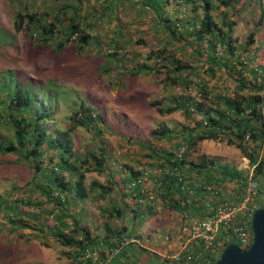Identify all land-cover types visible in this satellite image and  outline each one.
<instances>
[{
  "label": "rangeland",
  "instance_id": "374dc122",
  "mask_svg": "<svg viewBox=\"0 0 264 264\" xmlns=\"http://www.w3.org/2000/svg\"><path fill=\"white\" fill-rule=\"evenodd\" d=\"M137 1L0 0V73L14 72V77L21 83L44 84L57 93L56 115L50 122L52 130H67L70 116L82 105L92 106L103 116L104 125H99L98 129L78 127L73 137L75 149L82 155L101 154V148L107 149L109 163L106 170L101 174L89 173L86 183L90 185L97 181L111 189L104 199L96 200L100 190L95 187L86 201L72 200L69 207L62 208L48 196L43 188L45 181L36 176L27 161L17 154L0 153V196L12 204L17 203L23 222L29 225L24 229L13 227L4 218V212L0 214V264H74L72 252L76 248L63 245L54 236V227H60L61 215H65L63 219L70 224V229L63 228L66 234L70 232L69 236L73 235L71 231L77 224L78 228L90 231L91 238L97 242L92 245V252L109 250L108 241L115 235L123 238V229L127 228V237L121 240L128 242L123 249L125 253L121 251L110 264H119L121 259L128 261L126 264H173L167 259L169 242L166 238L170 232L163 227L171 219L168 208L147 216L144 206H139L138 201L135 205L132 194L127 196L129 203L124 200L125 166L145 171L151 162L147 158L152 152L150 145L154 149L177 153L185 129L196 131L197 123L202 120L201 116L189 117L182 110L162 114L158 107L173 106L175 98L188 93L196 99L202 98L211 107L217 106L211 93H226L240 99L257 95V92L251 86L239 91L237 75L226 68L213 76L209 72L207 41L200 47L203 55L197 54L196 44L190 40L183 43L173 40L163 31L154 12L144 9ZM213 4L218 5V2L214 0ZM232 7L234 9L227 8L228 23L233 26L231 38L237 43V55L242 61L252 56L246 70L240 69L239 63L236 66L249 82H254L252 70L262 73L264 66V0H239ZM223 10L218 9L213 14L218 17L217 14L227 12ZM20 11L40 14L45 24L59 18L58 29L50 44L37 46L33 28L22 31L14 28L15 17ZM199 11L202 13L201 9ZM73 12H77L83 31L92 37L90 44L78 51L76 39H72L64 50L56 52L55 45L65 38L68 18ZM173 12L175 3L167 8V13ZM190 12L189 7L186 15ZM253 33L256 44L246 51L245 43ZM218 51L222 52L223 48L218 47ZM174 56L198 69L190 88L166 84L169 75H176L169 74ZM203 80L212 91L207 100L200 92ZM151 103L159 105L152 107ZM163 127L172 132L170 138L155 139L152 131ZM11 138V130L0 123V139L8 141ZM224 143L228 144L227 140ZM201 146L213 147L214 151L215 142L205 141ZM243 178L247 179V176L244 174ZM145 184L152 188V179L149 177ZM260 184L264 201V176L260 177ZM56 193L53 191L54 195ZM133 239H139L142 244H132ZM141 245L157 248L161 255L145 250V258L129 262L125 255L129 253L127 249L131 246L143 248Z\"/></svg>",
  "mask_w": 264,
  "mask_h": 264
},
{
  "label": "trees",
  "instance_id": "16d2710c",
  "mask_svg": "<svg viewBox=\"0 0 264 264\" xmlns=\"http://www.w3.org/2000/svg\"><path fill=\"white\" fill-rule=\"evenodd\" d=\"M110 1L114 2L115 0H105L107 3ZM213 1L138 0L137 4L148 11H153L163 31L171 35L173 40L178 43L190 40L192 44H196L197 54L203 55L200 47L202 42L207 41L210 52L207 54L210 64L209 72L214 76L221 68H226L230 73L234 72L237 75L235 79L240 83L238 86L239 91H244L248 86H251V89L256 91L257 95L240 99L239 97L232 98L226 93L212 95L208 82L203 80L200 85L202 86L200 92L206 100L211 93V99L215 101L218 108L207 106L202 98L197 100L188 93L186 96L175 98L173 106L168 108L158 107L157 109L160 113L167 115L182 110L189 117L202 116V120L197 123L196 131L194 130L198 133L194 134V131L185 129L186 134L183 135V138L189 141L191 151L197 146L198 142L205 140L224 142L227 140L228 145L236 146L252 163L254 155L260 154L264 145V131L249 127L251 118H259L261 116L264 105V66L261 68L262 73L252 70L254 82H249L243 76L244 72L242 70H246L249 67L248 61L252 59V56H247L242 61V57L240 58L237 55V43L233 42L231 38L233 26L228 23L229 14L227 11V8L234 9L232 4L235 5L239 0H216L218 5L213 4ZM172 3H175V12L169 14L167 13V8ZM189 7L191 12L186 15ZM107 8H109L108 5ZM200 9L202 13H200ZM218 9H224L223 11L227 12L217 14L218 17H216L213 12ZM182 14L183 17L180 16ZM78 18L77 12H73L72 16L68 18L64 33L65 38L55 45L56 52L64 50L72 39H76L78 51L83 50L84 47L90 44L92 37L89 33L83 31ZM42 21L40 14H26L20 11L15 17L14 28L18 31L33 28L35 30L33 33L37 38V46H44L52 42L53 34L58 29L57 22L59 18L55 17L53 21L47 24L42 23ZM254 35L255 33L251 34L248 42L245 43L246 51H249L256 44ZM1 38H4V36ZM218 45L223 48L222 52L218 51ZM174 57L175 59L170 63L169 74L173 73L176 75L172 77L169 75L166 78L168 80L166 84L190 88L193 75L198 69L193 68L189 62L184 64L180 58ZM160 60L163 59L160 57ZM236 63H239L241 71H238ZM57 98V93L45 87L44 84L21 83L19 78L14 77V72L0 73V123L7 125L12 133L11 140L0 139V153L5 155L17 154L21 159L27 161L35 170L36 176L41 177L45 181L44 190L59 207H69L72 200L86 201V199L90 198L95 187L100 190L96 200L104 199L105 196L110 194L111 189L97 181L87 185L86 181L89 173L101 174L106 170L109 163L108 151L105 148H101V154L89 152L82 155L75 149L73 136L78 127L98 129L99 125H104L105 120L92 106L82 105L80 110L70 116V127L67 130H52L50 122L53 121L56 115L55 99ZM222 104L226 106L224 110L219 109ZM158 105V103H151L152 107H157ZM249 111L250 113L248 114ZM171 134L172 132L166 127L155 129L151 133L158 140L168 139ZM248 135L251 138V142L245 143V138ZM149 147L152 152L147 158L151 162L147 164L145 171L137 170L127 164L125 166L128 174L125 183L128 189H131L132 194H135L133 197L135 201L139 200L138 197L140 196L144 197L142 194V190L145 188L142 186L144 174L147 172L153 180V171L157 173L156 170H158L160 172L161 180L158 185L162 192L157 193L156 201L153 203L145 202V204L139 201L140 206H144V214L147 216L153 214L157 202L167 201L174 190L185 195L180 188L181 186L178 185L177 179L169 175L168 172L170 170L178 165L205 170L210 164V162L208 163L205 160L202 162L203 165L189 161L190 152L180 162L172 163L176 157L175 153L160 148L154 149L151 145ZM254 172V179L264 175V156L255 167ZM155 188L154 186L151 189ZM53 191H57L59 195H54ZM70 196L71 198H69ZM29 203L31 204V202ZM259 208H264V205H259L255 210ZM3 212L4 218L13 227L21 229L29 227L27 222H23L21 218L22 212L19 211L18 204H12L0 196V214ZM63 218H65V215H61L59 218L60 227H54V236L63 245L76 248L74 251L76 255L84 256L87 249L93 251L94 247L92 245H96L97 242L91 238L92 234L90 231L86 228H78L77 224L71 231L74 232L73 235L69 236L70 232L66 234L63 228L70 229V224ZM127 231V228L123 229V238L127 237L125 234ZM78 234L81 235L82 240L76 237ZM113 238L108 241L110 247L115 246L117 242L123 239L121 235H115ZM218 259H214L213 264ZM84 264H93V262L91 259H87Z\"/></svg>",
  "mask_w": 264,
  "mask_h": 264
},
{
  "label": "built area",
  "instance_id": "2783aa9c",
  "mask_svg": "<svg viewBox=\"0 0 264 264\" xmlns=\"http://www.w3.org/2000/svg\"><path fill=\"white\" fill-rule=\"evenodd\" d=\"M262 111L264 112V107ZM250 142L251 138L248 135L245 138V143ZM190 151L189 141L183 138L172 163L180 162ZM168 173L177 179L178 185L181 186L180 188L185 195L196 196L199 190H206L214 196L219 193L218 186L210 185V181L203 175L196 174V172L190 174L189 166L178 165ZM148 178L149 174L146 172L143 177L144 183L142 182V186L145 187L142 190L144 197H138L141 203L155 202L157 193L162 192L159 185L155 189L147 188L144 184ZM243 185L244 194L238 202L225 200L217 207L212 208L203 218L186 217L177 240V250H173L169 254V261L173 264H213L214 259L219 258L228 243H236L243 250L252 245V218L256 207L261 204V190L259 183L254 180L253 176L243 180ZM55 195L58 196L59 194L56 193ZM78 239L82 240V237ZM166 240L171 241V238L167 237ZM127 245V241H120L105 252H92L87 249L84 256L72 252L74 264H84L87 259H91L93 264H110ZM101 253H105L104 256Z\"/></svg>",
  "mask_w": 264,
  "mask_h": 264
},
{
  "label": "crops",
  "instance_id": "0c3cea01",
  "mask_svg": "<svg viewBox=\"0 0 264 264\" xmlns=\"http://www.w3.org/2000/svg\"><path fill=\"white\" fill-rule=\"evenodd\" d=\"M223 106L224 105H221L220 106L221 108L219 109L224 110L226 106L222 108ZM215 107L218 108V106H215ZM249 127L254 128L256 130L264 131V112L263 111H261V116L259 118H255V117L251 118V121L249 122ZM205 141L215 142V146L213 149L214 151H212L213 147L208 148L207 146L206 147L201 146V143ZM205 141L198 142L197 146L192 151H190L188 158H189V161L195 164L203 165L202 162L204 160L206 162L208 161V163L210 162V164H208L205 170L203 169L201 170V168L196 169V168L189 167L190 174H192L193 172H196V174L198 173L200 175H203L210 181V185L218 186L219 193L216 196H214L206 190H199L198 195L195 196V195H183L182 193L174 190L173 194L168 197L167 201L156 203L153 213H160L167 207L168 215L170 213V216H171V219L168 220V224L163 226L164 229L169 230L170 234L167 235V237L171 238V241H168L169 243H167L168 256L164 255L165 257L167 256V259L169 257V254L173 250L174 251L177 250L176 248V246H178L177 240L180 236V230L186 221V217L193 216V217L203 218L207 216V214L212 208L217 207L221 202L225 200H231L233 202H238L244 194V185H243V180H245L243 178L244 174L247 177L254 176L255 167L258 165V163L262 160L264 156V145H263L260 154L254 155V161L256 164L254 163V161L252 162L253 163L252 164L250 160L244 156L242 151L237 149V147L234 145H228L219 140H205ZM231 148H234V149H231ZM196 154L197 155L199 154V156L197 157ZM157 173L153 171V175H154V178L152 180L153 187L154 186L156 187L160 183V180H161L160 172L158 171ZM261 176H264V175H260L256 179H254L259 184H260ZM126 177H128V174H127V171L125 170L123 171V183H124V189L126 190L125 192L126 194L124 195V200L126 199L127 202L129 203L127 196L128 194H132V191L129 190L128 187L126 186V183H125L127 181ZM144 185L149 187L146 184ZM260 189H261V184H260ZM132 195L134 196L135 194H132ZM262 196H263V193L261 191V204L260 205H264ZM137 201L139 202V200ZM135 205H136V202H135ZM129 207H130V204H129ZM131 241L133 242L132 244H136V243H139V245L142 244L139 239H133ZM141 246H143V248L140 247V249H137V248H132L131 246L129 250L127 249V252L129 253L128 254L126 253L125 255H126V259L129 260V262L133 261L134 259L141 261V258H145L144 256L146 254L144 253L145 250H147L148 252H150V254H153V255H158V256L161 255V253L158 252L157 248H150L144 245H141ZM124 253L125 252H123V254ZM124 261L125 262H123V260L121 259L119 264H126L128 262L125 259Z\"/></svg>",
  "mask_w": 264,
  "mask_h": 264
},
{
  "label": "water",
  "instance_id": "95a60500",
  "mask_svg": "<svg viewBox=\"0 0 264 264\" xmlns=\"http://www.w3.org/2000/svg\"><path fill=\"white\" fill-rule=\"evenodd\" d=\"M253 243L243 250L230 243L215 264H264V208L255 210L252 218Z\"/></svg>",
  "mask_w": 264,
  "mask_h": 264
}]
</instances>
